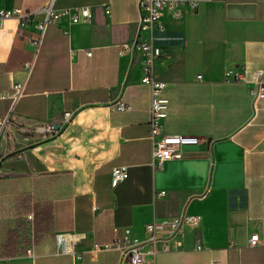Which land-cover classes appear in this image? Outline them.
Wrapping results in <instances>:
<instances>
[{
    "label": "crops",
    "instance_id": "obj_1",
    "mask_svg": "<svg viewBox=\"0 0 264 264\" xmlns=\"http://www.w3.org/2000/svg\"><path fill=\"white\" fill-rule=\"evenodd\" d=\"M48 2L0 0V9L35 12L26 27L17 19L0 26V95L25 79ZM82 7L87 22L62 16L47 27L13 109L0 98V264H123L119 251L95 252L94 244L126 231L143 237L148 223L183 214L201 216V226L185 231L183 248L148 254L144 264H264V99L255 106L247 85L222 79L226 68L264 69V0H200L196 11H167L147 25L138 0L54 4L59 12ZM148 40L168 54L154 63L168 84L164 132L203 140L162 169L152 165L142 59L120 52ZM119 101L132 109L117 110ZM49 124L59 126L54 134L38 132ZM117 166L128 178L113 186ZM43 210L51 231L37 243L34 215ZM60 232L83 234L74 254L56 251ZM255 233L260 243L251 246Z\"/></svg>",
    "mask_w": 264,
    "mask_h": 264
},
{
    "label": "built area",
    "instance_id": "obj_2",
    "mask_svg": "<svg viewBox=\"0 0 264 264\" xmlns=\"http://www.w3.org/2000/svg\"><path fill=\"white\" fill-rule=\"evenodd\" d=\"M56 0H49L44 8V19L36 24L37 36L31 42L34 47L32 58L24 62L23 71L25 79L13 84V92H4L0 98L11 101V110L25 94L27 80L30 77L40 48L42 46L46 29L55 23L62 16H67L72 23L87 22L90 17V10L87 7L67 8L61 12L55 10ZM189 7L196 11L200 7V0H138L140 20L144 24L159 23L165 12H170L174 18H181L185 8ZM35 12L22 8L0 9V26L5 20L17 19L21 27H26L33 23ZM135 52L142 59L143 75L141 83L150 87L151 108H150V141L152 145L153 161L155 169H162L167 161L182 159L185 157L184 149L197 146L203 140L194 135L188 134H168L163 130V122L167 117L169 109V99L165 96L168 84L154 76L155 60L168 54H164L163 48L153 40L136 41L123 44L120 52ZM91 55V52H87ZM225 82H240L248 86L249 94L253 104H257L264 99V69H259L249 75L245 70L234 67L226 68L222 77ZM119 111H130L132 106L119 101L115 105ZM64 119H71V112L64 113ZM6 121V120H5ZM5 122L0 121V126ZM41 134H54L55 125L49 124L38 131ZM128 178V168L117 166L112 170L113 186ZM202 218L199 215L183 214L180 216L168 217L154 220L144 227V236H132L128 231L122 239L116 238L112 243L99 245L94 244L95 252L119 251L123 255V264H144L146 256H155L159 252L177 251L183 248V238L186 230H195L201 226ZM83 239V234L60 232L55 235L56 251L60 254H74V246ZM260 243L257 233L251 235L249 245L256 246ZM198 248H202L199 244ZM213 264H219L214 262Z\"/></svg>",
    "mask_w": 264,
    "mask_h": 264
},
{
    "label": "trees",
    "instance_id": "obj_3",
    "mask_svg": "<svg viewBox=\"0 0 264 264\" xmlns=\"http://www.w3.org/2000/svg\"><path fill=\"white\" fill-rule=\"evenodd\" d=\"M39 216V219H36ZM35 222V242H39L46 234L51 231L50 215L43 210L41 213L34 215Z\"/></svg>",
    "mask_w": 264,
    "mask_h": 264
},
{
    "label": "water",
    "instance_id": "obj_4",
    "mask_svg": "<svg viewBox=\"0 0 264 264\" xmlns=\"http://www.w3.org/2000/svg\"><path fill=\"white\" fill-rule=\"evenodd\" d=\"M59 126H55V129H57Z\"/></svg>",
    "mask_w": 264,
    "mask_h": 264
}]
</instances>
